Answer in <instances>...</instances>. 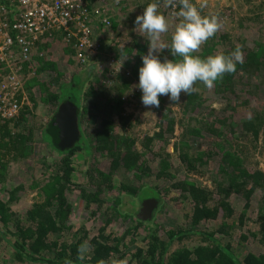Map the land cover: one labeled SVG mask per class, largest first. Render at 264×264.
<instances>
[{"label": "trees", "instance_id": "16d2710c", "mask_svg": "<svg viewBox=\"0 0 264 264\" xmlns=\"http://www.w3.org/2000/svg\"><path fill=\"white\" fill-rule=\"evenodd\" d=\"M83 2L89 11L99 2L106 4V0ZM151 2L153 0H121L125 6L137 3L136 8L142 12ZM155 2L158 10L170 21L172 4L169 0ZM118 5L121 8L122 4ZM177 9L179 11V7ZM114 19L111 17L113 28L119 32ZM171 23L174 21L171 20ZM96 26L102 28L99 23ZM169 32L170 22L169 31L160 36L162 43H170V36L164 38ZM120 33L115 40L104 38L99 41V53L91 54L93 58L82 68L86 78L78 75L80 71L71 76L68 82L59 85L58 94H48L47 100L54 108L51 117L61 104L71 109L76 126L72 146L64 149L56 147L48 131L50 120L41 125L36 120L31 122L27 116L30 112L25 108H21L19 115L13 119L0 120V191L6 192V195L0 194V264H264V168L253 160L256 152L264 158V100L258 108L253 109L249 101L238 94L254 80L253 87L261 90L264 99V41L244 37L234 40L226 32H216L193 53L206 58L218 52L228 54L239 47L243 63L236 65L235 72L225 73L214 82L211 98L205 97L210 88L197 81L194 84L196 91L187 95L181 93L180 101L171 102L181 111L203 110V106L205 110L200 111L202 119L189 121H183L175 110L165 112L159 130L146 136L143 145L149 148L150 143L164 138V134L177 136V141L173 144V154L163 149L156 152L149 150L156 157V167L153 169L143 159L147 149L135 148L138 134L116 133L111 117L100 119L101 124L95 129L92 140L86 139L82 127V123L88 121L89 111L96 108L100 114L98 108L101 103L109 108V113L112 110L117 113L121 125H125L128 119L122 114L124 101H127V96L122 95L126 89L116 92L115 86L106 85L96 77L91 80V74L98 69L99 60L107 55L121 59L127 54V68L138 78L142 57L148 54V38L142 37L144 44L138 45L139 55L131 66L128 64L132 46H124L123 52H119ZM50 38L45 37L44 40ZM75 45L76 41L72 39L63 48L70 63L75 60ZM157 56L162 61L181 59L171 56L167 49ZM32 60L29 59L31 63ZM53 64L56 71L55 62ZM35 65L38 73L44 71L42 66ZM53 80L58 81V77H53ZM128 84L129 81L121 82L124 88ZM197 84L205 90H201ZM248 92L256 93L252 89ZM115 93H120V96ZM218 100L224 102L220 110L212 107V103ZM36 129L39 130L41 142L54 158L47 169L53 168L48 179L41 184V200L34 201L25 212H17L11 208V203L17 199V192L23 186L16 184L9 187L6 184V177L2 178L5 176L4 159L33 154ZM199 139H206L208 145L202 149H192L191 145L195 144L199 148ZM91 148L99 152L108 165L106 169L87 165L80 173L86 179L83 185L74 176V164L75 160L82 161ZM174 156L178 160L175 167L172 162ZM209 165L213 167L210 172L212 187L202 186L188 177L176 178L183 169L188 173H200ZM118 171L123 174L122 178L118 177ZM130 175L170 180L167 187L176 193L175 200L185 202L183 223L166 227L161 234V230L150 225L152 218L137 217L135 206L141 200L155 198L159 204L162 199L158 196L157 187L135 186ZM76 188L78 194H74ZM146 190L154 194H148ZM71 194H74L73 200ZM255 194L260 200L254 204L252 198ZM234 198L242 204L239 211L232 203ZM127 202L131 207L125 209L123 205ZM76 208L80 210L76 211ZM249 212L251 215H248ZM80 215H84V218L79 220V226H75L73 219ZM89 220L92 224L88 223ZM247 220L255 230L245 233L243 226ZM213 221L216 222L215 227L205 226ZM231 228L241 231L235 237L238 251L231 247L230 241L222 240L225 236L233 239V234L228 232ZM249 236L257 241L259 249H252ZM174 245L176 247L172 249Z\"/></svg>", "mask_w": 264, "mask_h": 264}, {"label": "rangeland", "instance_id": "374dc122", "mask_svg": "<svg viewBox=\"0 0 264 264\" xmlns=\"http://www.w3.org/2000/svg\"><path fill=\"white\" fill-rule=\"evenodd\" d=\"M192 2L198 4V2H201V0H192ZM202 2L206 4V7L202 9L201 14L206 16H214L217 19L219 24V28L217 31L218 33L226 32L234 40H237L236 38L238 37H244L245 39L264 41V0H202ZM120 4H122L121 8L120 6L114 4L112 5L110 1L106 0L105 5L107 9L101 14L99 13V15H96L97 17L93 18V20L91 21L93 37L98 41H103L104 38H107L108 40H115L117 34L121 32V39L117 38L121 41V47H119V52H123L124 46H132L131 51L129 53L130 62L128 64H131L132 66L134 63V59H137L139 55L138 45L144 44L142 37H147V35L144 34L143 36L142 34H140L138 26L136 27L134 23L136 16L142 14V11L136 8L137 3L128 6H125L123 3ZM171 4V16L170 21H168V23L170 22V32L164 37L165 39H167L169 36L171 39V34L176 24L180 21V18L177 16L178 5L176 4V0H173ZM110 16L115 17L114 21L117 24L116 27L118 28V30H120L119 32L114 30L113 22ZM104 19H107L109 23L107 25H102V28L99 29V26L96 25ZM171 20L174 21L173 24L171 23ZM58 34L59 36H53L47 40H44V38H42L40 41L36 42L39 44V46L35 44L29 51L30 58L33 59L32 63L30 62L32 68L24 65L23 70L19 73V75H23L24 78L18 89L20 97H22L23 101L22 108H25L30 112L27 116L31 119V122L36 120V123H40V125L45 124L47 120H50L51 115L53 113L54 108L49 103V100H47L48 94H58L59 85L63 82H68L71 76L79 73L80 71L81 72L78 75H81L82 79L86 78V73L82 71V68L85 67V65L90 61V58H93L94 56L90 55V57L86 61H81L75 55V60L70 63L68 61V56H65V54L63 53V48H66L70 44L71 40L69 42H66L63 40V34ZM159 42H162V40L160 39ZM107 52L110 53V51ZM154 54L157 55L158 53ZM125 56L128 57V54ZM126 57L118 59V56L110 57V55H107L101 60H99L97 67L98 69L95 74H91V80L96 77L106 85L115 86L114 91L116 92H119V90L126 89L124 92L122 91L124 93L122 96H127V101H124L125 104L122 107L124 110L122 114L128 117L125 122V125H121L119 116L114 110L109 113V108L105 106L103 107V103H101L98 108L100 114L97 112L96 108H94L93 111H89L87 115L88 121L85 120L82 123V127H84L85 129L84 132L86 134V139L92 140L95 136V129L99 124H101L100 119L105 117H111L114 131L116 133L126 132L127 134H138V139H136L135 148L141 150H143L144 148L147 149L149 153L147 152L145 156H143V159L145 158L148 161L147 164L150 168L155 169L156 157L151 153L163 149L173 154V144L177 141V136H170V134H164V138L155 139L152 143H150L149 148H146L143 145L145 137L148 135L150 136L153 134V132L159 130V126H161V119H163L165 112L168 113V110H175L176 115L181 117L183 121L200 120L203 117L200 115V111H204L205 106H203V110L193 109L189 111V109H185L181 111L178 106H176V104H171L172 101L169 99L168 96H160L159 108L146 107L141 102L140 95H142V93L140 89L136 87V85L138 84V78L134 77V75L130 73V69L127 68ZM53 62H55L56 64V71L54 70ZM35 64H38L37 66H42L44 68V71L38 73L35 68ZM111 69H113V71H110ZM56 72L59 73V75H57ZM55 76L58 77V81L53 80V77ZM74 81L77 82L76 79ZM128 81L129 84L127 88L121 86V82L127 83ZM254 82V80L250 81V85L247 84L244 87V91H238V94L241 98L247 99L252 108L256 109L260 106L264 99L261 90L256 87H253ZM197 85L201 90H205L204 85V87L200 86L199 84ZM251 89L256 91V93L250 94L248 90ZM115 94L116 96H120V93ZM212 94V88H210V90L206 92L205 97L211 98ZM223 106L224 102L220 100L214 101L212 103V107L216 110H220V108H222ZM229 112L233 113L230 110ZM205 116L206 115H204V118ZM38 134L39 130L36 129L34 136V145L36 149L34 150L33 154H29L26 157L8 156L6 159H4V161L6 162L4 166L5 176H2V178L6 177V184H8L9 187H13V185L16 184H21L23 186V189L17 192V199L11 203V208L17 212H25L33 204L34 201L41 200V184L48 179L47 176L50 174L53 168L52 166L50 167V170L47 169V165H49V163L54 158L49 154L45 147V144L41 142ZM133 138L135 137L133 136ZM39 144H41V146ZM198 145L199 148L197 144L191 145V148L197 150L205 148L208 145V142L206 139H199ZM149 150L152 152L150 153ZM253 160H257L259 164L264 168V158L260 157L257 152L254 154ZM172 162L173 167L178 165V160L175 156L172 158ZM44 164L46 165V167L44 166ZM74 165V176L77 179V182L84 185L86 179L83 176H80V173L84 168H86L87 165H93L94 167H98L100 169H106L108 162L105 161V158L103 156H100L99 152L91 148L90 153L87 154L82 161L75 160ZM37 168H39L40 170V172L38 173ZM212 169L213 167L210 168V165L203 171H200V173L196 171L188 173V171H185L183 169L182 172L176 175V178L184 179L188 177L191 180H196L202 186L212 187L213 177L210 173ZM117 175L120 178H122L123 176V174H121V172L119 171ZM130 176H132L133 183L135 186H146L151 188L157 187L156 189H158V196H160L162 200L159 204L156 202V206L152 209L151 216H153L150 225L152 224L153 227L161 230L159 231V233L163 234L162 231L166 229V227H175L178 224L183 223L185 202L182 203L180 201L175 200L176 193L170 191V188L167 187L170 180H165L156 176ZM77 190L78 188H76L74 194H78ZM146 191L148 194H154V192L151 190ZM166 192H168L167 195H165ZM0 194L6 195V192L0 191ZM74 194H71L70 196L72 200ZM149 199L156 200L155 198ZM252 199V202H254V204L259 202L260 200L257 194H255ZM69 201H71V199ZM126 201L127 198L124 199V202ZM141 202L142 200L140 201V203ZM232 203L237 211L241 209L242 204L237 201L236 198L232 200ZM123 206L126 209L130 208L131 204L127 202V204H124ZM139 207L140 204L135 206V209L138 210ZM75 210L79 211L80 209L76 208ZM248 215H251L250 212L248 213ZM145 216L147 217V215H145L144 213V217ZM82 218H84V215L74 217V225L79 226V223H81V221L79 220H82ZM88 223L92 224L90 220L88 221ZM233 223L236 224L235 222ZM215 224L216 222L213 221L205 224V226L213 228L215 227ZM251 226L252 223L250 222V220H247L243 226L244 232L247 233L248 230L254 231L255 228ZM228 232L233 234V239L230 236H225L224 238H222V240L230 241L231 247L236 250L238 244L236 243L237 238L235 237H238L241 231L231 228L230 230H228ZM248 241L250 242V244H252V249H259L260 246L258 245L257 241L252 238V236H249ZM175 247L176 245L172 246V249Z\"/></svg>", "mask_w": 264, "mask_h": 264}, {"label": "clouds", "instance_id": "9594fccd", "mask_svg": "<svg viewBox=\"0 0 264 264\" xmlns=\"http://www.w3.org/2000/svg\"><path fill=\"white\" fill-rule=\"evenodd\" d=\"M173 0H169L172 3ZM180 18L172 34L170 43H162L160 36L169 31L167 18L158 10V4L148 3L142 14L135 18L139 32L148 38V54L142 57L138 69V87L142 93L141 102L149 108H159L160 96H168L173 102L180 101L181 93L185 95L196 91L194 84L199 81L207 88L225 73L236 71V65L243 63L239 47L225 54L218 52L206 58L193 55L200 46L218 31L219 24L214 16L202 15L206 7L204 2L193 3L192 0H176ZM167 49L171 56L180 57L178 61L158 58L154 53Z\"/></svg>", "mask_w": 264, "mask_h": 264}, {"label": "built area", "instance_id": "2783aa9c", "mask_svg": "<svg viewBox=\"0 0 264 264\" xmlns=\"http://www.w3.org/2000/svg\"><path fill=\"white\" fill-rule=\"evenodd\" d=\"M106 9L97 3L89 11L83 0H0V120L20 113L23 101L18 89L24 78L19 73L24 64L31 67L29 51L36 42L63 34L64 41H76V57L86 61L100 50L91 21ZM108 23L107 19L99 22Z\"/></svg>", "mask_w": 264, "mask_h": 264}, {"label": "water", "instance_id": "95a60500", "mask_svg": "<svg viewBox=\"0 0 264 264\" xmlns=\"http://www.w3.org/2000/svg\"><path fill=\"white\" fill-rule=\"evenodd\" d=\"M71 109L66 105L61 104L58 111L51 117L49 122L48 131L53 136V143L59 149L72 146L75 140L76 126L71 115ZM156 206V200L148 199L143 201L141 208L139 209L140 218L151 217L152 209Z\"/></svg>", "mask_w": 264, "mask_h": 264}, {"label": "flooded vegetation", "instance_id": "af4514ba", "mask_svg": "<svg viewBox=\"0 0 264 264\" xmlns=\"http://www.w3.org/2000/svg\"><path fill=\"white\" fill-rule=\"evenodd\" d=\"M147 199H149V198H146V199H143V200H142V202L140 203V207H139V209L141 208L143 201H145V200H147ZM139 209H138V211L136 212L137 217H138V215H139ZM150 218H152V216H151ZM150 218H147V217H146V218H143V219H150Z\"/></svg>", "mask_w": 264, "mask_h": 264}]
</instances>
